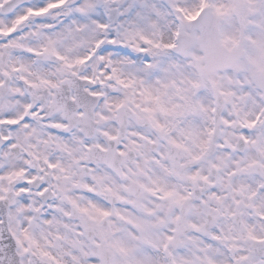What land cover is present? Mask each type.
Masks as SVG:
<instances>
[{
  "label": "snow or ice",
  "instance_id": "obj_1",
  "mask_svg": "<svg viewBox=\"0 0 264 264\" xmlns=\"http://www.w3.org/2000/svg\"><path fill=\"white\" fill-rule=\"evenodd\" d=\"M0 264H264V0H0Z\"/></svg>",
  "mask_w": 264,
  "mask_h": 264
}]
</instances>
